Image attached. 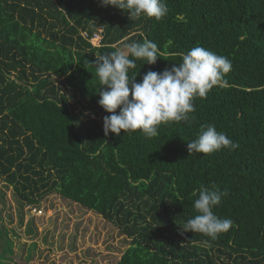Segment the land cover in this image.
Returning <instances> with one entry per match:
<instances>
[{
	"label": "trees",
	"instance_id": "1",
	"mask_svg": "<svg viewBox=\"0 0 264 264\" xmlns=\"http://www.w3.org/2000/svg\"><path fill=\"white\" fill-rule=\"evenodd\" d=\"M166 3L156 21L131 20L100 0H0V178L28 205L57 193L115 222L130 239L115 264H264V0ZM145 39L160 57L136 61L137 82L196 46L232 69L194 98L189 123L163 124L155 138L105 136L110 114L98 104L93 63ZM207 124L239 147L189 155ZM212 184L228 192L213 212L233 226L215 240L181 235L199 189Z\"/></svg>",
	"mask_w": 264,
	"mask_h": 264
},
{
	"label": "clouds",
	"instance_id": "2",
	"mask_svg": "<svg viewBox=\"0 0 264 264\" xmlns=\"http://www.w3.org/2000/svg\"><path fill=\"white\" fill-rule=\"evenodd\" d=\"M100 4L126 12L131 20L160 21L169 11L166 0H100ZM158 57L157 44L148 39L125 43L123 48L97 56L93 64L99 84L98 104L110 114L103 117L105 136L109 133L120 136L123 130L124 134L139 131L146 138H155L163 124L189 123L195 118L191 115L195 112L194 98L206 97L214 86L223 83L232 69L226 56L196 46L183 53L181 62L170 69L149 70L139 82L138 73L129 76L137 60L154 65ZM238 147L226 133L217 131L214 124L201 125L196 138L187 144L189 155L211 154L222 148L233 151ZM193 195L197 193L194 191ZM226 195L227 190L221 192L215 184L202 186L193 202L197 214L179 226L180 234L201 233L215 240L228 232L233 220L221 219L213 212Z\"/></svg>",
	"mask_w": 264,
	"mask_h": 264
},
{
	"label": "rangeland",
	"instance_id": "3",
	"mask_svg": "<svg viewBox=\"0 0 264 264\" xmlns=\"http://www.w3.org/2000/svg\"><path fill=\"white\" fill-rule=\"evenodd\" d=\"M129 243L100 213L57 193L28 205L0 178V264H115Z\"/></svg>",
	"mask_w": 264,
	"mask_h": 264
},
{
	"label": "built area",
	"instance_id": "4",
	"mask_svg": "<svg viewBox=\"0 0 264 264\" xmlns=\"http://www.w3.org/2000/svg\"><path fill=\"white\" fill-rule=\"evenodd\" d=\"M102 26H99L97 30L89 37L91 44L98 46L102 38ZM84 36H87L86 32H83Z\"/></svg>",
	"mask_w": 264,
	"mask_h": 264
}]
</instances>
